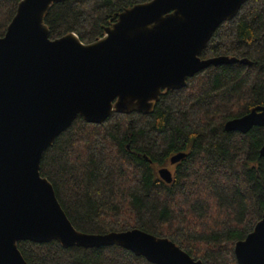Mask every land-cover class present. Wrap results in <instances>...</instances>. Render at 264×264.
<instances>
[{"label":"trees","instance_id":"obj_1","mask_svg":"<svg viewBox=\"0 0 264 264\" xmlns=\"http://www.w3.org/2000/svg\"><path fill=\"white\" fill-rule=\"evenodd\" d=\"M20 0H0V38ZM151 0H64L44 17L50 39L101 38L118 14ZM247 60L209 66L184 88L162 92L149 114L116 113L102 124L76 118L44 153L40 175L76 231L138 229L167 238L202 264H237L236 242L264 211V127L227 132L226 122L264 106V0H247L213 33L202 59ZM178 153L171 183L159 166ZM27 264H152L118 247L63 248L20 241Z\"/></svg>","mask_w":264,"mask_h":264},{"label":"water","instance_id":"obj_2","mask_svg":"<svg viewBox=\"0 0 264 264\" xmlns=\"http://www.w3.org/2000/svg\"><path fill=\"white\" fill-rule=\"evenodd\" d=\"M63 1L20 0L0 38V264H27L20 241H56L65 249L118 246L152 264H202L167 238L138 229L76 231L41 177L40 161L78 117L102 124L112 112L149 114L162 92L184 88L209 66L249 65L228 56L200 57L214 31L247 0H151L118 14L89 44L74 33L50 39L44 17ZM256 126L264 127V106L224 129L245 134ZM185 156L175 154L170 163ZM158 175L171 183L168 169ZM234 255L237 264H264V211L235 243Z\"/></svg>","mask_w":264,"mask_h":264},{"label":"flooded vegetation","instance_id":"obj_3","mask_svg":"<svg viewBox=\"0 0 264 264\" xmlns=\"http://www.w3.org/2000/svg\"><path fill=\"white\" fill-rule=\"evenodd\" d=\"M176 165H177V163H176V164H171V163H170V158H169L168 161H167V163L164 164V165L159 166V168H166V169H168V170L171 172V174L173 175V172H174V169H175Z\"/></svg>","mask_w":264,"mask_h":264},{"label":"rangeland","instance_id":"obj_4","mask_svg":"<svg viewBox=\"0 0 264 264\" xmlns=\"http://www.w3.org/2000/svg\"><path fill=\"white\" fill-rule=\"evenodd\" d=\"M159 169H163V168H159Z\"/></svg>","mask_w":264,"mask_h":264}]
</instances>
